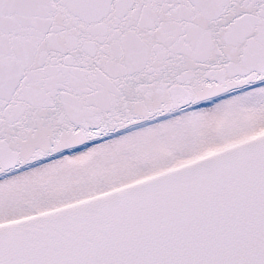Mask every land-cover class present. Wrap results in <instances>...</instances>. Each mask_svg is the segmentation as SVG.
Here are the masks:
<instances>
[{
  "label": "snow or ice",
  "instance_id": "1",
  "mask_svg": "<svg viewBox=\"0 0 264 264\" xmlns=\"http://www.w3.org/2000/svg\"><path fill=\"white\" fill-rule=\"evenodd\" d=\"M0 264H264V0H0Z\"/></svg>",
  "mask_w": 264,
  "mask_h": 264
}]
</instances>
